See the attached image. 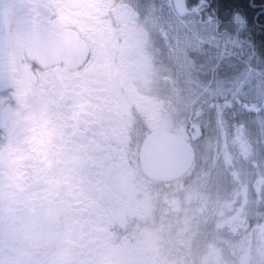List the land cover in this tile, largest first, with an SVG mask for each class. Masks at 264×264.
I'll return each mask as SVG.
<instances>
[{
	"label": "flooded vegetation",
	"instance_id": "flooded-vegetation-1",
	"mask_svg": "<svg viewBox=\"0 0 264 264\" xmlns=\"http://www.w3.org/2000/svg\"><path fill=\"white\" fill-rule=\"evenodd\" d=\"M167 1L0 0V264H264L247 84L225 104L193 55L216 92L194 104L153 27ZM146 142L163 170L192 163L151 177Z\"/></svg>",
	"mask_w": 264,
	"mask_h": 264
},
{
	"label": "snow or ice",
	"instance_id": "snow-or-ice-1",
	"mask_svg": "<svg viewBox=\"0 0 264 264\" xmlns=\"http://www.w3.org/2000/svg\"><path fill=\"white\" fill-rule=\"evenodd\" d=\"M232 0H196L191 8L185 0L186 14L196 17L207 40L201 44L207 46L206 60L212 64V77L218 86L228 84L224 90L225 104H228V92L239 90L244 84L257 78L264 85V39L257 44L248 31V21L241 22V13L229 7Z\"/></svg>",
	"mask_w": 264,
	"mask_h": 264
},
{
	"label": "trees",
	"instance_id": "trees-1",
	"mask_svg": "<svg viewBox=\"0 0 264 264\" xmlns=\"http://www.w3.org/2000/svg\"><path fill=\"white\" fill-rule=\"evenodd\" d=\"M196 0H187L192 6ZM232 11H238L248 21V29L254 41L259 44L264 39V0H232Z\"/></svg>",
	"mask_w": 264,
	"mask_h": 264
},
{
	"label": "water",
	"instance_id": "water-1",
	"mask_svg": "<svg viewBox=\"0 0 264 264\" xmlns=\"http://www.w3.org/2000/svg\"><path fill=\"white\" fill-rule=\"evenodd\" d=\"M148 149H149V146H148V143L146 142V144L144 145L143 150H142V157H143L144 162H146V160L149 157H152V159L154 160L153 164L156 167L155 171H153L152 169H150L148 171L149 175L152 177L179 176L186 170V167H188L189 163H191L192 159H193L192 148L186 147L184 150L185 152L183 155V162H181V164H179L178 167L171 168V169L165 171L162 169L164 166H166V164L164 162H161V158L163 155L161 148H158L155 151V153H153L152 155L148 154ZM169 166H172V164H170Z\"/></svg>",
	"mask_w": 264,
	"mask_h": 264
},
{
	"label": "rangeland",
	"instance_id": "rangeland-1",
	"mask_svg": "<svg viewBox=\"0 0 264 264\" xmlns=\"http://www.w3.org/2000/svg\"><path fill=\"white\" fill-rule=\"evenodd\" d=\"M246 84H247L246 98L250 102L249 104L251 103L257 104L258 102L256 101L257 98L263 102L264 101V85L258 84L256 78H253L250 82H247ZM251 115H254V114L251 113ZM254 116H257L261 118V120L264 121V110L263 112L261 113L259 112L257 115H254Z\"/></svg>",
	"mask_w": 264,
	"mask_h": 264
},
{
	"label": "clouds",
	"instance_id": "clouds-1",
	"mask_svg": "<svg viewBox=\"0 0 264 264\" xmlns=\"http://www.w3.org/2000/svg\"><path fill=\"white\" fill-rule=\"evenodd\" d=\"M59 261L60 264H66L63 256L59 257ZM100 264H120V261L115 253H109L101 259Z\"/></svg>",
	"mask_w": 264,
	"mask_h": 264
},
{
	"label": "bare ground",
	"instance_id": "bare-ground-1",
	"mask_svg": "<svg viewBox=\"0 0 264 264\" xmlns=\"http://www.w3.org/2000/svg\"><path fill=\"white\" fill-rule=\"evenodd\" d=\"M244 108L246 109V111L251 112V113H259L262 112L264 110V101L262 102L261 105H257L255 103H251V104H246L244 106Z\"/></svg>",
	"mask_w": 264,
	"mask_h": 264
}]
</instances>
